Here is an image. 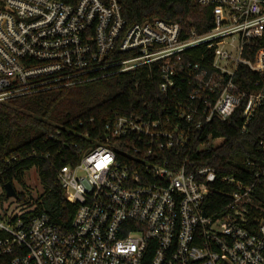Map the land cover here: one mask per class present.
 Segmentation results:
<instances>
[{
    "label": "built area",
    "instance_id": "1",
    "mask_svg": "<svg viewBox=\"0 0 264 264\" xmlns=\"http://www.w3.org/2000/svg\"><path fill=\"white\" fill-rule=\"evenodd\" d=\"M0 2V103L143 67L159 76L163 96L153 112L115 114L99 137L93 119L79 124L80 159L57 174L77 207L68 229L48 214L32 216L35 208L18 201L25 190L13 185L17 198L0 202V259L264 264L255 184L189 160L223 141L208 134L213 122H226L244 104L246 132L264 102L262 90L247 93L237 77L246 68L264 78V0H195L212 15L203 34L159 19L128 26L123 0ZM260 146L264 152V137ZM255 177L259 183L264 167Z\"/></svg>",
    "mask_w": 264,
    "mask_h": 264
},
{
    "label": "trees",
    "instance_id": "2",
    "mask_svg": "<svg viewBox=\"0 0 264 264\" xmlns=\"http://www.w3.org/2000/svg\"><path fill=\"white\" fill-rule=\"evenodd\" d=\"M122 14L128 26L159 19L180 24L188 34L193 30L203 34L212 27L210 10L199 7L195 0H123ZM260 47L264 48V37ZM237 77L247 93L259 90L264 93V78L246 68H241ZM260 79L263 82L256 87ZM159 83V76L143 67L134 73L115 74L0 103V186L5 199L8 198L4 185L17 183L25 190L19 194L18 201L35 208L32 216L48 214L57 225L68 229L77 207L66 200L57 174L63 166L75 165L80 159L81 149L75 145L81 143L76 133L84 130L79 129V124L93 119L96 134L92 136L99 137L104 124L115 114L140 116L162 108ZM243 108L244 104L226 122H213L208 134L223 141L192 153L189 160L195 166L215 169L220 177L234 176L246 185L255 184L254 199L264 206V177L259 183L255 177L264 167L260 146L264 137V102L254 113L246 132H243ZM32 169L37 171L44 187L37 199L28 193L24 182L26 173ZM218 209L210 213H219ZM0 264H8V259H0Z\"/></svg>",
    "mask_w": 264,
    "mask_h": 264
},
{
    "label": "rangeland",
    "instance_id": "3",
    "mask_svg": "<svg viewBox=\"0 0 264 264\" xmlns=\"http://www.w3.org/2000/svg\"><path fill=\"white\" fill-rule=\"evenodd\" d=\"M24 182L26 184V190L28 191V193H30L33 199H37L43 194L44 187L42 186L38 173L35 169H32L31 171L26 173ZM16 190L20 192L21 186L16 185ZM5 201L6 199L4 197V192L2 187L0 186V202Z\"/></svg>",
    "mask_w": 264,
    "mask_h": 264
},
{
    "label": "water",
    "instance_id": "4",
    "mask_svg": "<svg viewBox=\"0 0 264 264\" xmlns=\"http://www.w3.org/2000/svg\"><path fill=\"white\" fill-rule=\"evenodd\" d=\"M3 188H4V191L6 193L7 198H17L16 190L12 184L7 183L4 185Z\"/></svg>",
    "mask_w": 264,
    "mask_h": 264
}]
</instances>
